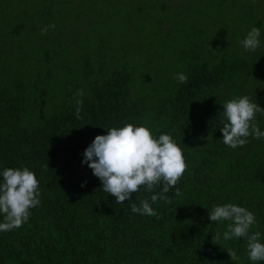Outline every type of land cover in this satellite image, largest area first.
Wrapping results in <instances>:
<instances>
[{"label": "trees", "instance_id": "obj_1", "mask_svg": "<svg viewBox=\"0 0 264 264\" xmlns=\"http://www.w3.org/2000/svg\"><path fill=\"white\" fill-rule=\"evenodd\" d=\"M242 95L264 108V1L0 0V168L29 167L40 189L29 220L0 232V264H251L245 239L214 238L229 221L208 218L237 203L264 234V138L233 149L220 131ZM126 123L170 134L185 158L156 216L131 212L151 193L116 203L81 163Z\"/></svg>", "mask_w": 264, "mask_h": 264}, {"label": "clouds", "instance_id": "obj_2", "mask_svg": "<svg viewBox=\"0 0 264 264\" xmlns=\"http://www.w3.org/2000/svg\"><path fill=\"white\" fill-rule=\"evenodd\" d=\"M46 25L41 29L46 33ZM261 28L252 26L241 44L245 50L253 51L261 46ZM174 78L179 83L187 82V75L176 73ZM223 126L222 141L230 148H237L248 143V137L264 138V129L256 122L257 113L264 114L256 100L248 95L227 99L222 103ZM79 109H77V116ZM106 134H98L85 148L81 163L92 169L102 184V190L111 194L116 203L130 201L133 193L141 188L151 193L150 198L141 199L139 205L131 203V212L140 215L156 216L152 206L158 201L167 202L166 195L182 176L186 162L181 147L168 133L154 135L151 128L144 124L126 123L112 126ZM48 167V165H47ZM86 181L82 182L83 186ZM39 181L35 173L27 166L19 168H0V232L19 228L29 220L31 209L40 203ZM160 187V191L154 189ZM212 222L229 221L223 233H216L214 238L224 240L245 239L247 257L251 264L264 261V240L260 231L250 232L257 223L255 214L246 207L227 202L214 204L208 210ZM231 259L237 258L235 251H228Z\"/></svg>", "mask_w": 264, "mask_h": 264}, {"label": "rangeland", "instance_id": "obj_3", "mask_svg": "<svg viewBox=\"0 0 264 264\" xmlns=\"http://www.w3.org/2000/svg\"><path fill=\"white\" fill-rule=\"evenodd\" d=\"M257 1L263 2L264 0H257Z\"/></svg>", "mask_w": 264, "mask_h": 264}]
</instances>
